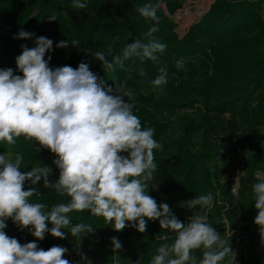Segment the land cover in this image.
<instances>
[{
	"label": "trees",
	"instance_id": "trees-1",
	"mask_svg": "<svg viewBox=\"0 0 264 264\" xmlns=\"http://www.w3.org/2000/svg\"><path fill=\"white\" fill-rule=\"evenodd\" d=\"M120 1L81 0L87 3V8L75 9L73 0H0V70L11 68L14 75L23 76L16 65V58L23 51L21 46L34 48L36 38L41 36L53 41L52 49L44 57L46 60L51 57L48 64L52 69L63 66L75 69L83 61L105 85L113 88V81L124 80L131 69L127 86L134 92V114L142 127L154 129V139L163 146L162 150L154 149L158 170L150 181L148 194L157 204H162L159 199L164 195L163 203L169 205L178 220L186 223L198 208L190 211L183 202L211 192L213 204L208 222L222 238L230 240L235 253L237 236L249 235L257 215L252 186L264 180V0H214L179 41L171 40L163 28L147 37L145 34L154 21L141 17L135 10L136 5L178 0H122L123 7ZM118 4L120 11H113ZM107 6L111 7L110 11ZM102 11H108V15ZM53 13L57 20L50 22ZM157 15L161 20L160 8ZM20 31L34 35L30 39L14 38ZM152 38L167 45L159 54V63L125 61L123 67L116 65L113 71L105 72L92 55L109 46L114 55H120L124 47L138 39L147 42ZM72 40H79V44L73 45ZM61 41H67L68 46L57 47ZM180 59L184 60V66L178 69L176 61ZM161 66L168 69V82L154 92L151 80L159 74ZM140 67L147 76H139ZM180 99L185 101L178 102ZM186 108L192 112L176 113ZM231 139L240 148L242 164L235 194L231 175L222 172V149ZM17 153L24 157L21 171H29L38 164L52 170L57 168L53 163L55 154L36 141L21 136L14 145L0 143V154H10L14 159ZM30 187L26 181L25 190ZM35 187L37 194L30 202L43 203L49 209L67 202L53 188H44L42 180ZM69 215L73 225L92 224L96 245L93 259L82 260L83 255L76 252L79 240L70 234L60 239L46 233L40 241L31 235L30 228L20 230L11 218L6 220L3 231L21 245L36 242L44 250L65 247L68 252L63 258L70 264H138L139 261L149 264L157 254L156 249L162 243H171L175 236L161 229L158 221L148 220L143 233L131 225L117 232L102 217L92 216L87 210ZM62 231L67 233L68 229ZM163 235L170 239L161 240ZM112 237L122 244L120 250H114ZM243 249L240 254L235 253L236 264H264V257L255 249L251 237ZM193 254L202 258L200 249Z\"/></svg>",
	"mask_w": 264,
	"mask_h": 264
},
{
	"label": "clouds",
	"instance_id": "clouds-1",
	"mask_svg": "<svg viewBox=\"0 0 264 264\" xmlns=\"http://www.w3.org/2000/svg\"><path fill=\"white\" fill-rule=\"evenodd\" d=\"M72 7L86 9L87 3L73 0ZM158 8V4L151 3L135 6L141 17L154 21L145 34L147 37L158 31ZM55 20L57 16L53 13L49 21ZM33 35L20 31L14 38L30 39ZM71 43L78 45L79 40ZM35 44L31 49L22 45V54L16 58L23 76L14 75L11 68L0 70V143L11 146L21 136L38 142L40 147L55 154L53 163L59 169V178L50 183L52 168L47 165L38 164L29 171H21L24 157L20 153L14 159L10 154H0V264H70L63 258L67 248L52 246L44 250L36 242L21 245L3 230L6 220L11 218L20 230L30 228L31 235L40 241L46 233L60 239L70 234L79 240L94 229L92 224L73 225L69 214L86 210L92 216L102 217L117 232L131 225L143 233L147 221L152 220L158 221L161 229L174 233L172 242L162 243L149 264H222L225 261L236 264L230 240L222 238L208 222L213 204L211 192L183 202L190 211L198 208L186 223L176 218L167 203L157 204L148 194L150 181L158 170L154 149L162 150L163 146L154 139V129L142 127L134 114V92L127 86L131 69L127 70L129 75L124 80L113 81V88L105 85L83 61L75 69L71 66L50 68L51 57L48 60L44 57L52 49L53 41L41 36ZM67 46V41L57 44L61 48ZM166 47L154 38L147 42L138 39L124 47L120 55H114L111 46L92 55L108 72L116 65L123 67L125 61L159 63V54ZM183 66V59L176 61L178 69ZM158 72L151 80L153 91L168 82L167 67H159ZM138 74L147 76L143 67L138 69ZM41 180L44 188H53L67 202L57 203L50 209L43 203L30 202L37 194L35 185ZM26 181L32 185L28 190L24 188ZM252 190L257 210L254 223L259 226L264 242V180L255 183ZM235 192L233 187L232 193ZM48 223L52 225L50 228ZM160 239L168 241L170 237L163 235ZM111 243L114 250L122 248L116 237L111 238ZM197 249L202 250L200 259L193 254Z\"/></svg>",
	"mask_w": 264,
	"mask_h": 264
},
{
	"label": "rangeland",
	"instance_id": "rangeland-1",
	"mask_svg": "<svg viewBox=\"0 0 264 264\" xmlns=\"http://www.w3.org/2000/svg\"><path fill=\"white\" fill-rule=\"evenodd\" d=\"M150 2V0H147ZM214 0H178L174 2L166 3L164 1H158L160 10L163 12V17L160 20L158 28H163L165 34L173 41L181 40L182 36L186 33L187 29L200 19V17L209 9L210 4ZM115 4V1L111 6ZM121 6L123 7L124 3L120 1ZM121 6L118 4L114 6L113 11H120ZM110 11L111 7L108 9ZM102 11L106 15V12ZM96 15V11L94 13ZM154 24V23H153ZM136 87V82H135ZM155 92V91H154ZM178 102L185 101L184 99L177 100ZM196 103L195 105H198ZM181 112H192V109L186 108L177 110L176 113ZM235 139H231L226 142L223 149V163H222V172L223 174L229 173L231 175V181L234 188L238 186V178L241 164V155L238 154L240 148L235 146ZM259 177H262L261 173H258ZM59 178V169L56 168L52 170L49 181L55 182ZM164 195H160L159 202L163 203ZM92 233L85 234L82 238L79 239V245L77 248V253L85 257L93 259L92 254L95 253L96 245L93 242ZM247 241L246 237L237 236L235 241V253L239 254L240 250L243 251V244ZM96 243V240H95ZM97 244V243H96ZM245 252V251H244ZM246 253V252H245ZM247 255V254H246Z\"/></svg>",
	"mask_w": 264,
	"mask_h": 264
},
{
	"label": "crops",
	"instance_id": "crops-1",
	"mask_svg": "<svg viewBox=\"0 0 264 264\" xmlns=\"http://www.w3.org/2000/svg\"><path fill=\"white\" fill-rule=\"evenodd\" d=\"M245 237L247 239V241L245 243H247L249 240V237H251V239L253 240V242L255 244V249L258 250L264 257V242H262V240H261L259 226H257L255 223H253L251 228H250L249 235H245ZM241 252L242 251L240 250L239 254Z\"/></svg>",
	"mask_w": 264,
	"mask_h": 264
}]
</instances>
